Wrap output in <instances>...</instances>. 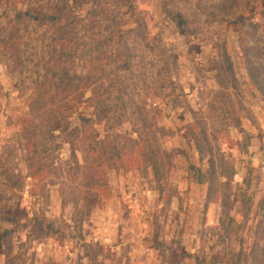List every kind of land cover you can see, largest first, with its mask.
<instances>
[{"label": "rangeland", "instance_id": "374dc122", "mask_svg": "<svg viewBox=\"0 0 264 264\" xmlns=\"http://www.w3.org/2000/svg\"><path fill=\"white\" fill-rule=\"evenodd\" d=\"M64 4L0 0V264H264V0Z\"/></svg>", "mask_w": 264, "mask_h": 264}, {"label": "trees", "instance_id": "16d2710c", "mask_svg": "<svg viewBox=\"0 0 264 264\" xmlns=\"http://www.w3.org/2000/svg\"><path fill=\"white\" fill-rule=\"evenodd\" d=\"M60 1H62V0H60ZM64 3H65V0H63V6L62 7H64V5H65ZM53 6H54V4H51V7H53ZM30 11H27V12L24 13L25 24L30 23V22H31V24L42 23L43 22V20L45 18H39V17H37L35 15H32ZM57 16H55V17H57ZM50 20H54L53 22H51V24H55L56 22L59 21V16H58V18L52 17ZM194 171H195L196 174H199V172H200V170H198L196 168H194ZM199 183L201 184L202 182L199 181Z\"/></svg>", "mask_w": 264, "mask_h": 264}]
</instances>
